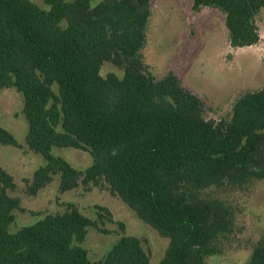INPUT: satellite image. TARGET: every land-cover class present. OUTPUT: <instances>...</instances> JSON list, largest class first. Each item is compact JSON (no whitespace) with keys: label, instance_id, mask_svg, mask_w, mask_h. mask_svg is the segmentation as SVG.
I'll return each mask as SVG.
<instances>
[{"label":"trees","instance_id":"16d2710c","mask_svg":"<svg viewBox=\"0 0 264 264\" xmlns=\"http://www.w3.org/2000/svg\"><path fill=\"white\" fill-rule=\"evenodd\" d=\"M0 0V90L24 97L26 142L46 163L26 180L35 195L54 175L60 189L108 188L139 218L169 239L161 264H208L233 233L236 209L217 194L264 179V88L240 95L215 118L204 98L174 71L155 77L143 49L152 0ZM225 15L233 47L260 38L264 0H192V9ZM105 63L122 71L102 74ZM0 142L18 146L0 124ZM54 147L89 151L84 170ZM14 176L0 165V264H150L140 238L123 234L93 261L83 242L98 219L69 203L12 231L17 211ZM246 264H264V235Z\"/></svg>","mask_w":264,"mask_h":264},{"label":"rangeland","instance_id":"374dc122","mask_svg":"<svg viewBox=\"0 0 264 264\" xmlns=\"http://www.w3.org/2000/svg\"><path fill=\"white\" fill-rule=\"evenodd\" d=\"M44 8L43 0H33ZM260 38L248 47H233L225 25L224 13L214 7L192 9V0H152V14L143 49L144 62L155 77L174 71L183 84L206 101L209 114L219 118L231 111L243 93L264 88V8L257 16ZM102 74L122 71L105 63ZM24 97L15 87L0 90V124L17 139L18 146L0 142V165L17 183L14 196L21 199L24 211H17L11 230L32 224L47 213L63 212L69 203L84 214L98 219L100 207L111 218L89 228L83 246L93 261L103 259L123 235L140 238L150 254V264H161L169 239L144 222L121 198L104 187H78L62 191L60 175L35 195L27 192L26 180L46 163L44 156L31 150L26 142L28 121L23 112ZM79 170L93 162L92 154L73 147H54ZM236 209L233 233L222 239V252L210 255L208 264H246L254 244L264 235V179L240 189L217 191Z\"/></svg>","mask_w":264,"mask_h":264}]
</instances>
